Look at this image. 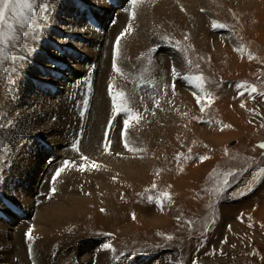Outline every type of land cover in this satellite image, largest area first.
<instances>
[{"label":"rangeland","instance_id":"374dc122","mask_svg":"<svg viewBox=\"0 0 264 264\" xmlns=\"http://www.w3.org/2000/svg\"><path fill=\"white\" fill-rule=\"evenodd\" d=\"M56 1L29 0L32 10H25L28 23L18 24L8 19L7 15L5 21L0 22V31L7 32L11 24L15 37L8 38L2 45L4 58L0 60V176L3 174L0 178V201L11 199L8 201L13 206L8 190H12L9 183H15V180L12 181L14 173L11 172L16 169H11L7 158L14 153L15 159L22 146L28 145L29 141L25 142V139H33V146L44 154L37 162L38 170L31 179L32 185L45 172L44 167L50 168L52 161L64 159L66 153L55 150L61 142L55 135L54 115L46 116L43 111L57 101L52 91L62 92L65 83L72 80L67 67H73L77 60L84 63V59H91L86 51L81 50L83 42L67 29L72 16L69 10L71 4L67 3L66 11L61 7L58 10ZM110 1L113 7L109 9L110 16L105 24L100 30L96 28L99 25H93V29L102 34L101 37L110 32L120 7V3ZM46 4L54 6L57 15L51 17L52 9L45 7ZM141 4L140 0L137 6L140 8ZM163 4L165 10L159 8L147 13L150 19L146 30L150 35L144 39L150 38L151 41H137L140 47L133 56L141 60L140 64L132 66L134 71L131 72L135 88L140 85V89L136 90H140L141 94H135L140 102L138 104V98H135L134 104H127L121 95L123 100L118 98L121 107H116L112 114L123 121L120 139L125 129L137 131V140L133 135L131 138L134 139H125L121 147L126 149L129 142L132 145L136 142L137 145L131 147V152L118 151L121 155L116 150L114 159H135L142 165H135L134 172L110 171L101 166L99 170L95 169L97 173L89 170L86 181L90 186L74 184L70 191L50 187L59 190L56 191L57 196L55 191L49 192L42 200L50 199L52 202L48 205L55 202L57 206L65 197L67 202L62 205L69 208H62L61 214L53 217L56 222L52 224L56 228H51L49 233L50 239L56 235L52 240L60 246L48 254L56 258L57 252L59 264L72 258L75 264H92L94 258L88 257V252L93 250L100 251L98 264H264V0H166ZM131 6L132 0H126L120 9L125 13L131 12ZM136 7L133 9L136 10ZM86 10V7H81L77 14L85 18L81 21L82 25L85 22L92 28L94 21L89 20L94 18L95 23L98 20L94 14L88 18ZM73 30H76L75 26ZM125 30L124 25L115 29L112 53L117 37L121 39ZM94 49H98V54L92 57L94 61L90 64L97 63L100 58L104 60L105 53H101L100 46L96 44ZM175 59L178 60V69L173 71ZM114 62L117 64L116 60ZM55 67L56 72H53ZM79 79H83V75ZM112 90L110 88L107 92L109 99L116 94ZM24 110L36 112V117H42L35 122L36 125L40 123L36 130L30 127L16 130V122L19 123ZM134 112L137 119L132 122L129 119ZM152 116L153 120L146 123ZM125 120L128 121L127 127ZM130 125L132 128H129ZM48 129L52 135L54 132L53 139H58L59 143H54V146L42 132ZM62 145L67 146L65 139ZM165 147L167 150L162 149ZM206 157L210 160H203ZM67 160L70 165L76 160L75 170L78 166L83 170L85 166L81 156L74 160L67 156ZM165 162L167 170L162 172L159 167ZM213 162L215 166L210 165H214ZM150 169L153 170L151 176ZM103 174L105 177H102ZM78 175L80 178L82 174ZM52 182L55 183L54 180ZM102 182H107L104 186L110 190L104 192ZM50 188L49 191H52ZM59 192L61 194L58 195ZM36 193L35 205H40L38 198L43 193ZM130 197L135 198V203ZM163 198L167 199L164 201ZM141 208L144 212H140L143 211ZM35 211H31L29 217L18 214L15 220L10 219L14 217L12 214L0 211L1 221L9 223V228H6L9 241L5 239L9 245L20 223L27 224L24 229L31 231L30 226L37 215ZM29 231L26 232L27 238L30 237ZM20 235L23 237L24 234ZM0 251L3 252V249ZM8 251L7 254L2 253L6 256L4 260H8L7 264L11 260V264L16 263L15 255L12 256L10 249ZM26 254L28 259L30 254ZM64 254L72 256L66 260Z\"/></svg>","mask_w":264,"mask_h":264},{"label":"bare ground","instance_id":"6f19581e","mask_svg":"<svg viewBox=\"0 0 264 264\" xmlns=\"http://www.w3.org/2000/svg\"><path fill=\"white\" fill-rule=\"evenodd\" d=\"M139 1L140 0H136L135 3L132 2L131 7H133L135 9V7L137 6ZM165 1L166 0H141L142 4H141L140 8L137 6L136 10L131 8V12L125 13V12H122L120 8L125 5L126 0H114V4H116L118 2V3H120V5H118L120 7H118V9H117L118 11L116 10L117 12L115 13V17H114L115 20L112 22L113 26H111V28L109 29L110 32L108 33V35L106 37H104V36L101 37L102 34H99L100 32L98 33L97 29L101 28V26L105 24L104 21H106V19L109 18L108 17V16H110V14L108 15L109 9H111L113 7V6H110V4H112V1H110V0H101L100 2L98 0H57L56 1V3H57L56 8H58V10L61 7V10L63 9L66 11V10H68L67 9L68 7H66L67 3L69 5L71 4V7L69 8L70 13L72 15L71 17H69L70 18V20H69L70 26L68 28L66 26L65 27L67 29H69V31H71L70 32L71 34H73L78 39H80L81 43L83 42L84 45H83V48L81 50L86 51L87 54L90 55L89 57H91V59L88 60V58L84 59L85 57H83V58H81V60L84 59L83 60L84 63L81 61L78 62V60H77V62L73 63V67L72 66L67 67L68 72L71 73L70 78L72 80L71 81L69 80V81H67V83H65V87L63 88L62 92L52 91V93H54L53 96H55L57 98V101H55V103L53 105H51L47 110H45L46 109V107H45V109H44L45 111H43V112L45 113L44 115H46V116H47V114L49 116L54 115L52 121H53V123H55L54 128L57 130V134H55V135H57V137H59V142H61V144H59L61 146H58L57 149H55V150H61V152L63 151V154L66 153L65 157L67 158V156H70L71 160H72V158L74 160L75 158H78V156H81L84 159L82 162L85 163V166L82 170L77 165L78 166L77 170H75L76 165H74V164H78V163H75L76 160H75L74 164H72V165L69 164L70 163L69 160H67V161H69L68 164H66V165L63 164L66 161L65 157L63 160L58 159L61 161V163L58 160H54V162L52 161V165L49 164L50 168L44 167V170L46 169L45 172H43L42 176H39L38 181L32 185L33 181L31 179L33 178L34 173L38 170L37 162L40 160V157L44 154L43 153L44 151L39 150L38 148L34 147L35 145L33 143V139H28L30 137H27L25 139V142L29 141V143L25 147L22 146L21 151L19 153L15 154V159L13 157L14 153H13V155H10L9 158H7L9 163L11 162V164H10L11 169H13V170H14V168L16 169V171L11 172V174L14 173L12 175V181L15 180V183H9L10 185H12V190L7 189L8 193H9L8 195L12 198L14 206L12 204H10L8 201L11 199L3 198L4 199L3 202L0 201V211L4 212L6 214H12L14 217H11L10 219H12V218L14 219V218L18 217V214H21L22 216L29 217L31 214V211L33 212L34 209H36L35 213L37 215H36L34 223H32V225L30 226L31 231H29V228L24 229V228H26L25 226L27 224L24 225V224L20 223L16 227V230L13 234L14 235L13 241L11 242L12 246H11V244L9 245V242H8L9 240L7 239L8 233L6 231V228H9L8 227L9 223L1 221L2 218H0V221H1V223H0L1 224L0 225V249L1 250L3 249V252L0 251L1 252L0 253V256H1L0 264H7L6 261H8V260L7 259L4 260L6 258V256L4 254L2 255V253L6 252V254H7V252H9L8 251L9 249H10L11 253H13L12 256L15 255V257H16L14 259L16 261V263H14V264H19V263H21V264H23V263H25V264H39V263L40 264H59V262L57 263V260L60 256L58 255L57 252H56L57 255L55 256L56 258H54L50 254H48L49 251L60 246V245L56 246L57 242H54L52 240V238L55 237L56 235H54L50 239L49 233H50L51 228H56L52 224V222H54L53 219L55 220V218H53V217H55L56 215H59L62 208L63 209H69V208L68 207L64 208L62 205L63 203L67 202V198L65 200V197H63L64 199H61V201H63V202H61V205H57V206H56L57 203H55V202H54L55 206L52 203H51L52 205H48L50 202H52V201H50V199H48L47 201L42 200V199H44L43 197L46 196L49 192L54 193L53 192V191H55L54 188L51 189L50 187L55 186V187H57V189H60L59 187H61V189L64 188V191H65V189L70 191V190H72V187L74 186V184L83 185L84 187L86 185L90 186V184L88 185V183L86 181L87 179H89L88 178L89 170L96 172L95 169L99 170V168L101 166H104V167L106 166L107 168L110 169V171L118 172L119 170H130V172H134V170H135L134 166L135 165H140V166L142 165V164H138L135 161V159H130L127 161H121L118 159L117 160L114 159L113 154H115L116 150H117V152L118 151L122 152L123 150L124 151L125 150L130 151L132 146L134 147L137 145L136 142H134L135 143L134 145L130 144V142H129V143H126V149H123L124 147L123 148L121 147L122 142H125L128 139H131V140L134 139V138H131V137H133V135L135 136V141H136L137 140V131H136V129H133V131L131 129V132H129V129L128 130L125 129L123 131V135L121 138L123 140H121L120 139V132H121L120 126H121L123 121H120L116 115H112V114L116 110V107H117V109H119L121 107V101L120 100L124 99L127 104L132 105V104H134L133 100L135 98H138L137 96L135 97V94L139 95L140 90L137 91L136 89H140V85L138 84L139 85L138 88H135L136 85L134 86L133 85L134 82H132V80H131V72L134 71L133 70L134 65L140 64V61H141V60L137 59L138 57H135V59L133 57L135 55V52H136L135 50L140 47V46L138 47L139 44L137 41H139L140 39H144L145 37H148L150 35V33H147V30H146L148 20L150 19L147 17V13H150V11L154 10V9H156V10L159 8H160V10H161V8L164 9L163 8V6H164L163 2H165ZM226 1L230 2L231 0H226ZM242 3H244V2H242ZM238 4H241V3H238ZM46 6H47V4L45 5V7ZM81 7L87 8L86 11H88V13H87L89 15L88 18H92V16H91L92 14H94L96 16L98 23L97 22L95 23L94 18H92L93 20H89L91 22L94 21V23L91 24L92 28H91V26H88V23L86 24L85 22H83V25H82L81 21L85 20V18H81V16H78V14H77L79 8H81ZM164 7H166V6H164ZM47 8L52 9L51 17L57 15L56 14L57 9L54 8V6H52V7L47 6ZM244 9H246V8H244ZM162 12H164V11H162ZM162 12H160V14ZM93 25L94 26L99 25V27L96 26L97 29H93ZM122 25H124V27L126 26L125 33L121 34V39L119 40L118 44L116 43L114 53H112V51H111L112 50V44H113V41L115 39L116 32L118 31V30L115 31V29L118 28L119 26L122 27ZM74 26L76 28L75 31L73 30ZM78 28H80V29H78ZM244 33H246V32H244ZM146 39H144V40H146ZM148 39L150 40V38H148ZM148 39H147V41H148ZM229 39H231V37L228 38V40ZM100 41H103V42H100ZM107 41H108L109 46L105 45L107 43ZM140 41H142V40H140ZM260 41H262V40H260ZM96 44H98L100 46V48L102 49L101 53H105V55L102 57V58H104V60H102L100 58L97 63L95 62V63L90 64V62L93 59L92 57H94L98 54L97 53L98 49H96V50L94 49V48H96ZM230 44H231V42H230ZM230 44H228V45H230ZM76 45H78V44H76ZM143 45H144V41H143ZM75 47H77V46H75ZM101 49H99V50H101ZM166 50L167 49H165V51ZM69 51H70L69 54H71L72 51L71 50H69ZM168 53L172 54L173 52H168ZM111 54L114 57H112ZM114 60H116V63H117V64H115L116 65L115 69H113V64H112V63H114ZM75 61H76V59H75ZM176 62H178L177 59L174 60L173 71H174V69H178V63H176ZM86 63H87V65H86ZM62 64L64 65V63H62ZM164 66H166V65H164ZM82 71H83V73L80 75V73ZM53 72H56V67L53 70ZM138 73H140V71ZM82 75H83V79H79ZM52 78H56V77L52 76ZM26 81H29V80H26ZM60 82H62V79H60ZM24 85H25V83L22 84V89H24ZM133 86H134V88L132 90L133 91V93H132L131 89ZM110 88L113 89L112 91H114L116 94L114 95V98L109 99L108 98L109 96H107V92ZM146 91H147V89H145V92ZM146 93H148V91ZM149 93H151V90L149 91ZM22 95H23V92L21 93L20 96H22ZM121 95L124 97L123 99H121ZM119 97H120V100L118 99ZM39 98H41V97H39ZM26 99L29 100L27 96H26ZM23 100H25V99L23 98ZM37 100H39V99H37ZM44 100L45 99H43V101ZM136 101L138 103L139 98ZM21 102L23 103V101H21ZM18 106H20V105H18ZM27 106H29V105H27ZM42 107H44V106H42ZM42 107H40V108H42ZM20 108H21V106H20ZM28 111L29 110H27V111L24 110L23 112H21L20 119L18 118L19 123L16 122L18 124L16 127V130H18V129L23 130V129H26L28 127L36 130L37 125L39 126L40 123H37V125H36L35 122H37L42 117L41 116L36 117V114H37L36 112L29 113ZM135 112H134L132 118L129 119L132 122H134L137 119ZM39 115H40V113H39ZM153 118H154L153 116L149 117L147 119L146 123H149V121L153 120ZM46 119H47V117H46ZM47 121H49V120H47ZM50 122L51 121H49L48 123H50ZM44 123H45V120H44ZM44 123L42 124L43 126H44ZM45 125H46V123H45ZM40 127H42V126H40ZM129 128H132V125H130ZM39 129H41V128H39ZM49 129L47 131H42V132L45 133V138H47L49 140V143L52 144V146H54V143L57 144L59 142H58V139L56 141L53 139V137L55 136L54 132L52 131L53 132V135H52V133H49V132H51V130H49ZM163 131H166V130H163ZM132 132H134V134H131L132 135L131 136L130 133H132ZM167 132L169 133V131H167ZM27 134H28V132H27ZM138 134H139V132H138ZM60 137H62L66 140L67 146L64 147V145H62V142L64 139H62V138L60 139ZM30 140H32V141H30ZM103 140H105V141H103ZM15 143H16V140H15V142L12 143V145H14ZM162 149L167 150L166 147L162 148ZM213 149H214V147H213ZM117 154L121 155V153H119V152ZM195 155H197V154H195ZM11 157H13V159H11ZM176 158H178L177 160H180L179 157H176ZM183 159H181V160H183ZM205 159H208V158L207 157L203 158V160H205ZM185 160H186V158H185ZM208 160H210V158ZM213 160L215 161V159H213ZM213 160H211V162ZM67 165H69V166L67 167ZM210 165L215 166V163H214V165L213 164H210ZM3 166H7V165H3ZM161 166L162 167L161 168L159 167V170H161L162 172L167 170L166 162L162 163ZM90 167H92V168H90ZM53 168L54 169L55 168L61 169L60 175L56 176V179L54 180L55 183L52 182L53 176L55 174V171L53 170ZM121 168H123V169H121ZM212 168H210V169L212 170ZM146 169H147V167H146ZM150 170H148V171H150ZM52 171H54V172L52 173ZM101 171L104 172V174H105L104 169ZM212 171H214V170H212ZM152 172H153V170H151L150 176L152 175ZM181 172L183 173V171H181ZM51 173H52V175H51ZM80 173L82 175H80V178H79L78 174H80ZM96 173H95V175H96ZM176 173L177 172H175L174 174H176ZM89 174H92V173L90 172ZM104 174L102 175V177L103 176L105 177ZM133 174H135V173H133ZM50 176L52 178H50ZM127 176H130V175H126V177ZM2 177H3V174L0 176V178H2ZM170 177H171V175H170ZM16 181H18V184H16ZM81 181H84V182L81 183ZM40 183H41V185L39 186ZM106 183L107 182L100 183L103 187L104 192L110 190V188L109 189L105 188L104 185H106ZM167 183H169V182H167ZM162 184H164L166 186V183L162 182ZM68 186H71V187L68 188ZM108 187H110V186H108ZM49 188L52 191H49ZM42 189H43V192H42ZM7 190H6V192H7ZM179 190H180V188H179ZM39 191H40V194L43 193V195L41 194L42 197L38 198L41 200L40 205H37V204L35 205V199L37 198V196H35L34 194L36 192H39ZM56 191L58 192L59 190H56ZM56 191H55V195L57 194ZM60 191L62 192V190H60ZM174 191H175V189H174ZM193 191H195V190H193ZM59 194H61V193L59 192L58 195ZM187 194H190V193H187ZM135 195H137V194H135ZM143 195L145 196L146 194H143ZM31 196L34 198H31ZM147 196L149 197V194ZM29 198H31L30 202H28ZM130 199H132V203H135V202H133V200L135 198L133 199L130 197ZM130 199H129V201H130ZM163 199L165 201V199H167V198H163ZM168 199H170V198H168ZM183 199H181V200H183ZM52 200H54V199H52ZM105 200L106 199H104V201ZM138 201L140 202V200H138ZM164 201H162V202H164ZM37 203H39V202H37ZM161 208H163V207H161ZM142 210L143 211H140V212H144V209H142ZM29 219H27L25 221H27V223H28ZM38 222H39V224H38ZM59 223H61V222H59ZM247 225L248 224H246V226ZM240 226H241V224H240ZM58 228L59 227L57 226V229ZM230 228H232V227H230ZM60 229H61V227H60ZM27 230L29 231V233H28L30 235L29 238H27V233H26ZM247 230H248V228H247ZM61 231L60 232L58 231V232L61 234ZM21 233L24 234L23 237L20 235ZM52 234H54V233H52ZM19 236H21V238ZM5 239H7L8 241H5ZM53 242H54V244H53ZM22 250L24 251V254L22 253ZM25 251L29 252V254H30V257L28 259H27V254ZM59 254H61V251ZM12 256H11V258H12ZM64 256L65 257L67 256L66 260H68L72 255L71 256L69 255L70 256L69 257L68 255L64 254ZM75 257H76V255H75ZM88 257L94 258V262L92 264H98L97 262H98V260H100V251L99 250L98 251L93 250V251H91V253L88 252ZM62 259L65 260V258H62ZM72 259L69 261H66V263H64V264H75V262H73ZM1 261H3V262L1 263ZM12 261L13 260H11V262ZM11 262L9 264H11Z\"/></svg>","mask_w":264,"mask_h":264},{"label":"clouds","instance_id":"9594fccd","mask_svg":"<svg viewBox=\"0 0 264 264\" xmlns=\"http://www.w3.org/2000/svg\"><path fill=\"white\" fill-rule=\"evenodd\" d=\"M27 7L28 0H0V21H4L7 15L8 19L23 24Z\"/></svg>","mask_w":264,"mask_h":264},{"label":"snow or ice","instance_id":"6c2138e0","mask_svg":"<svg viewBox=\"0 0 264 264\" xmlns=\"http://www.w3.org/2000/svg\"><path fill=\"white\" fill-rule=\"evenodd\" d=\"M132 2L135 3L136 0H132ZM26 10L28 12H31V10H32V3H30L29 0H28V7L26 8ZM4 21H0V22H4ZM28 22H29V18L25 14L24 15V23H28ZM12 33H13V29H12V26H10V25H8V31L7 32L0 31V60H2L4 58V49H3L2 45L6 42V40L8 38L15 39V37H14V35H12ZM119 40H120V37H117V43L119 42ZM115 67H116V65H115V62H114L113 63V68L115 69ZM124 125H125V127H127V125H128V121L127 120L124 121ZM262 147H264V145H262ZM64 163L67 164L68 161H65ZM60 172H61L60 168L56 169L55 175L53 176V180L56 179V176L60 175Z\"/></svg>","mask_w":264,"mask_h":264}]
</instances>
